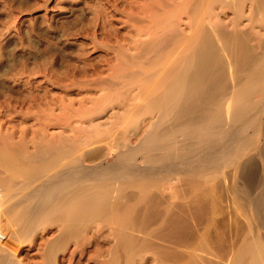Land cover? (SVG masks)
I'll return each instance as SVG.
<instances>
[{"label":"rangeland","instance_id":"obj_1","mask_svg":"<svg viewBox=\"0 0 264 264\" xmlns=\"http://www.w3.org/2000/svg\"><path fill=\"white\" fill-rule=\"evenodd\" d=\"M203 28L235 45L219 63L230 86L213 103H199L191 116L207 118L251 92L260 106L246 118L254 115L249 120L255 122H229L226 105L225 121L234 126L229 130L227 123L228 141L219 147L178 130V143L204 145L189 153V143L181 145L182 160L195 152L192 163L146 175L148 159L140 150L136 168L146 176L125 175L134 181L118 185L113 203L98 215L71 227L67 214L54 212L30 231L19 230L14 205L23 193L22 199L31 198L34 184L59 172L63 162L45 170L58 151L69 150L68 160L83 158L88 168L107 166L151 133H158L153 141L182 126L188 115L162 121L163 110L152 101L163 91L156 90L157 84L163 88L157 81L173 66L185 72L190 42ZM263 108L264 0H0V204L7 209L4 218H14L0 226L6 264H235L234 256L264 237L254 204L264 189ZM249 158L256 171L252 184L242 173ZM13 163L25 174L44 165L49 176L31 178L33 186L23 192L26 175Z\"/></svg>","mask_w":264,"mask_h":264},{"label":"bare ground","instance_id":"obj_2","mask_svg":"<svg viewBox=\"0 0 264 264\" xmlns=\"http://www.w3.org/2000/svg\"><path fill=\"white\" fill-rule=\"evenodd\" d=\"M204 30H205L204 28L201 29L200 33L197 34L192 39V41L190 42V52H189V55L187 56V58L185 60L186 61L185 69H184L185 72L184 73L181 72L180 65H177L175 67L173 66V68L169 72V75H166V74H168L167 71L170 69V68H168V70H166L167 73L165 72L166 73L165 78L163 80L161 79L162 82L157 81V83L158 82L162 83L163 88L161 87L160 83H159L160 85H158L156 83L157 86L161 88L160 89L156 86V88H157L156 90L158 91V89H159L162 91V89H163V91L161 92V94H159L157 92L159 94V97L157 96L158 98L154 99V100H156L155 102L152 101V103H154L155 106L158 105L156 107H160L163 110L161 112H163L164 114L160 113L162 116V117L161 116L159 117L160 120H162L163 117H164V119H166L167 117L171 116V118H173L174 121H177V119H179L181 117V115H183V116H184V114L188 115V118L186 119V121L183 124H181L182 126L179 125L182 130H180V128L178 126V127L173 129L174 133H171L169 131L166 134L164 133V135L162 134V135L157 136L156 139H154L153 141H151V139L153 137H155L156 135H158V133H155V132L151 133L150 132L151 134L149 133L150 135L147 138L146 143L140 144L135 149H131L132 148L131 147L130 149L128 148L124 152L118 153L117 160L114 163L107 165V166H103V165L98 164L97 166L94 165L93 167L88 168V167L84 166L83 161H82V160H84L83 158H81L82 160L73 159V158L72 159L69 158L70 160H68V157H71V156L67 157L65 155L69 150H67V152H65V153L63 151L64 155L61 154V151L60 152L58 151L57 153L61 154V155L59 154V156H61V157L58 156V158H60V159H58L57 156H55L54 158H52V160L48 161V162H51V164L50 163L48 164L46 160L43 161V164H45V163L48 164V166H45V167H47L46 169H45L44 165L42 164L43 168L45 170H47V173H48V171L53 169V168H51V169L49 168L50 170H48V167L50 165L52 167L53 164L57 165L59 163L58 165H60V164H62L60 162H63V164L60 166L61 168H60L59 172H57V173L55 172L56 174L55 175L52 174V176H51V174H50V176L47 175V173L45 172V170L43 168L35 169V167H34V169L30 168L32 171L30 170L29 172H28L29 169H26L28 172L27 173L25 171V167L22 166L24 168V171L27 173V174H25L22 171L21 167L19 168V166H17L18 165L17 163H16L17 165L13 163L14 165H16L18 167V169H21V171L24 173V175H26V177H24V181H22L24 191L17 189V190H20L21 192L22 191L25 192L27 190V188L29 189L30 185L33 186L34 183L32 182L31 178H40V180H42L41 177L43 175L45 176L44 173H46V175L49 176L48 178H46L47 180H45V179L43 180L44 181L43 183H42V181H40L41 183L39 182L40 184L38 183L39 184L38 186H37V184H34L36 186V189L34 190L35 186L32 188L34 190V193L32 195L30 194L32 192L28 191L27 194L31 195L30 199H25V197L27 198V196L29 198V195L23 197L24 199L21 198L22 196L26 195V193H23V195H20V196L17 194L19 196L18 197L19 199H17V201L19 200L18 202L14 199L17 202L15 205L13 203L14 207L16 208L15 213H14V215H15L14 218L18 219L17 221H19L16 223V224H18V223L20 224L19 230L30 231V227L32 224H34L35 222H37L39 220L43 221L41 219H45V218L47 219V218L51 217L54 212H58V213L61 212V215L67 214L66 216L69 219V223H70L69 226H71V227H72V224L77 225V223H79V222L82 223L85 221L87 216L91 217L92 215H95V214L98 215L97 213L100 212V210L102 208H104L105 205H107L108 201H110L108 203L112 202L111 201L112 195L114 196V193L117 192V186L119 185V188H120V185L125 186V183L129 182L130 178L126 179L127 176H125V175L133 174V176L135 175V177H133V178L137 179L138 175L140 176L141 174H143V173L139 172L140 171L138 169L139 167L136 168L137 157L135 154L140 152V150L146 151L145 157L148 159V166L147 167L145 166L146 168L144 167L145 168L144 171L146 173L143 170H141L146 175H148V173L154 175L155 173L153 170L155 168L161 170V172H168V171L176 170L183 163L184 164L185 163H192V160L194 161V159H191L193 157V155H195V152L193 153V150H192V152H190L191 153L190 157L192 156L191 158L188 157L187 159L185 158L186 160H184V159L182 160V158L185 157L184 154H186V152H184L185 148H187V147H188V149L194 148V151H195V149L200 148V145L203 144L204 142H205L204 144L208 143L211 146L212 145L211 143L215 142V141L218 143L215 142L214 144L215 145L218 144V147H219L220 142L222 145V142H224V139H226V136H227L226 135L227 134L226 128L228 127V129L230 130V128H232L234 126L233 124H231V126L233 125L231 127L229 122L232 123V120L234 122H238L240 120V123L238 122L237 124H242L243 123V122L241 123L242 120L243 121L246 119L249 120V117L251 115L248 118H246L251 112V111L249 112V109L250 110L252 108L255 109L257 107L258 103H260L259 100L257 101V100H255L256 98L254 99L255 95L251 92L238 94L234 98L230 99L227 102L228 104L226 103V105H227L226 114H229V113L231 114L230 117H228V118H231L229 122H228V120L225 121L226 118L224 117L225 116L224 110L226 108V105L221 107L218 111H215L214 115L213 114L209 115L207 118L191 116L194 109L197 108L199 103H213L214 100L217 99V96L230 86L229 75L227 74L226 69H224L225 68V67H223L224 65L222 66L220 64L223 63L222 59L226 60V56H228V53L233 51L232 49L235 45L230 40L219 39L216 34H214L213 32L212 33L209 32L211 30H209L208 32L204 31ZM206 30H208V29H206ZM175 51H173L171 53H174ZM220 51H221V55H222V52H224L225 54L227 53V55L223 54L222 56L223 57L225 56L223 58L219 53ZM220 60H221V62H220ZM158 71L160 72V70H158ZM144 87H145V85H144ZM153 89H155V88H153ZM154 97L156 98V96H154ZM150 103H149V105H150ZM155 103H157V104H155ZM184 104H185V106H184ZM154 105H153V107H154ZM259 106H260V104L258 105V107ZM260 109L262 110V108H260ZM167 113H171V114L166 116L165 114H167ZM227 116L228 115H226V117ZM253 116H251V117H253ZM244 118H246V119H244ZM235 119H237V120L235 121ZM256 119H258V117ZM249 121H251V120H249ZM249 121H247V122H249ZM247 122L244 123L243 125L246 126L248 124ZM253 122H255V121H253ZM253 122L251 121L249 123H253ZM227 123H228V126H227ZM237 124H235V125H237ZM243 125H241V127ZM248 125H250V124H248ZM229 126H230V128H229ZM251 126H253V125H251ZM241 127L238 126L239 130H237V131H240ZM178 130L182 131L183 133L184 132L187 133V135L184 133L187 137L189 135V137H192V138L195 137L194 139H196V137H197V139L200 138L199 140H202L201 144L200 145L198 143H197V145L195 144L197 146V148H195V147L191 146L193 143L192 141H191L192 143L186 141V144L189 143L187 145V147H185L186 144L184 145L183 141H181L183 144L178 143V138L176 139V137H177L176 132ZM237 131H234V135L236 133L239 134V132H237ZM232 133H233V131H231V135H232ZM184 134H181V135H184ZM228 137H229V134H228ZM235 137H236V135H235ZM185 139L189 140L188 138H185ZM226 140L228 141V139H226ZM229 141H231L230 137H229ZM195 142H197V141H195ZM229 144H230V142L227 143L228 146H229ZM181 145H183L184 147ZM195 145H193V146H195ZM189 146H191V147H189ZM202 146H204V145H201V147ZM210 146H209V148H210ZM182 147L184 148L183 149L184 151L181 149ZM209 148H206V149H209ZM214 148H217V147L215 146ZM188 149H187V151H188L187 153H189V151H191V149L190 150H188ZM181 150L184 152V154H183V152H181ZM155 151H157L158 153H155ZM180 152L183 154L182 155L183 157H181ZM263 152H264V150H263ZM68 154L72 155V153L70 154L69 152L67 153V155ZM83 156L86 157L87 155H83ZM11 157L13 158L14 156L11 155ZM72 157H73V155H72ZM4 161H6V160H4ZM39 164H41V163H39ZM31 167H33V166H31ZM54 167L56 168V166H54ZM14 168H15V166H14ZM10 169H13V168L10 167L8 172H10ZM18 169H17V171H18ZM41 169L43 172H41ZM15 171L16 170H14V172ZM242 171H243L242 173L244 174L243 178L248 183L252 184L254 182L255 176H256L255 175L256 171H255V167H254V163H253L252 158H249V159L244 161V163L242 164ZM8 172H7V174L10 175L11 173H8ZM145 174H143V175L146 176ZM130 180L134 181V179H130ZM138 180H140V179H138ZM26 186H27V188L25 189ZM10 187H12V185ZM23 187H21V189H23ZM115 194H117V193H115ZM4 199L6 201L7 197ZM8 199L12 200V198L11 199L8 198ZM117 201H118V199H117ZM117 201H115V203H117ZM6 202H8V201H6ZM1 203H3V202H1ZM3 204H0V209L2 210V212L0 211L1 212L0 213V226L2 224V226L8 227V226H10L9 225L10 221L12 222V220L14 218L13 217L9 218V219L13 218L10 221L7 220L6 218H4V216H5L4 214H5V212H7V209L5 207V204L4 205ZM254 204H255V210H256L257 218L259 219L260 224L264 228V189L258 195H256V197L254 198ZM110 205H111V207L114 206V204H113V206H112V204H110ZM64 215H63V217H64ZM64 218L62 220H66V222H67L68 219H66V217H64ZM124 219H126V217ZM40 221H39V223H40ZM34 225H32V226L34 227ZM10 228H12V227H10ZM15 228H17V226H15ZM64 229H67V228H64ZM68 229H67V231H68ZM70 233H68V234H70ZM71 234H73V233H71ZM258 238H256V239L253 238L254 240L250 242V245L248 243L246 248L243 246L244 250L240 251V253L238 252L239 256L237 255L235 257L233 255L234 256L233 259L237 258L236 259L237 262H234L235 264L236 263H238V264H264V241L261 242L264 237L259 238L261 241ZM134 242H133V244H134ZM130 244H131V242H130ZM235 244H236V242H235ZM141 246H142V244H141ZM133 250L135 251L136 249L133 248ZM205 252L207 253L209 251H205ZM8 253H1V249H0V264H6L4 257ZM210 253H212V252H210ZM197 256H195V257H197ZM12 259H13V255H12ZM211 259H213V258H211ZM9 260L11 261V259H9ZM50 260H53V258ZM225 261H221V262L225 263ZM209 263H211V262H209ZM7 264H9V263H7ZM226 264H227V262H226Z\"/></svg>","mask_w":264,"mask_h":264}]
</instances>
